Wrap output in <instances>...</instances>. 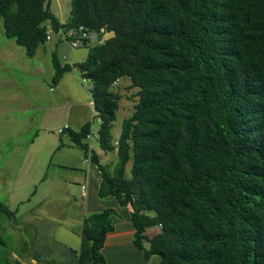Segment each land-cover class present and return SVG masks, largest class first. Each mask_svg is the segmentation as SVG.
<instances>
[{"label": "trees", "instance_id": "16d2710c", "mask_svg": "<svg viewBox=\"0 0 264 264\" xmlns=\"http://www.w3.org/2000/svg\"><path fill=\"white\" fill-rule=\"evenodd\" d=\"M0 20L28 57L58 30L112 32L76 64L53 54V80L73 68L91 79L98 146L115 152L109 169L92 151L98 194L129 206L144 256L264 264V0H70L64 22L51 0H0ZM124 77L136 100L115 137L121 96L113 86ZM89 124L69 131L85 156ZM112 210L84 218L69 264H107L101 248ZM11 214L0 201V226Z\"/></svg>", "mask_w": 264, "mask_h": 264}, {"label": "crops", "instance_id": "0c3cea01", "mask_svg": "<svg viewBox=\"0 0 264 264\" xmlns=\"http://www.w3.org/2000/svg\"><path fill=\"white\" fill-rule=\"evenodd\" d=\"M49 41H53V49L46 52L50 58L55 52L61 63H67L70 55L65 42L56 37ZM39 53L40 47L35 55ZM50 77L53 78L52 66ZM74 78L71 71L63 73L57 87L49 88L52 94L49 103H44L46 99L41 97L30 98L27 93H18L19 88H15L14 96L0 97V129L26 131L30 122L36 123L28 142L14 141L11 147L4 148V154L0 153V167L17 168V173L9 171L11 185H7L4 200L13 214L0 226L1 235L10 240L7 231L14 230L20 240L11 243L10 263L69 264L72 260L70 251L77 252L80 247L84 218L111 208L115 213L113 229L106 234L101 248L106 263L159 264L157 255L144 256L134 244L129 206L121 207L112 195L99 196L101 174L98 164L93 160L84 162L83 148L69 135V131L79 132L89 122L86 99L71 89L75 88L71 84ZM6 99L13 102L6 104ZM64 125H68V130L57 133ZM93 151L102 165L111 156L100 149ZM82 184H85L84 194L81 193ZM156 228L151 235L145 232L146 236L151 238L158 233L160 227ZM148 245L149 241H144L143 246L148 248Z\"/></svg>", "mask_w": 264, "mask_h": 264}, {"label": "rangeland", "instance_id": "374dc122", "mask_svg": "<svg viewBox=\"0 0 264 264\" xmlns=\"http://www.w3.org/2000/svg\"><path fill=\"white\" fill-rule=\"evenodd\" d=\"M69 9L70 0H51V10L56 14L59 20L67 19ZM1 23L2 22L0 20V97L14 96L16 95L15 88H19L18 93H27L30 98L41 97L46 99L44 103H49L50 96L52 95L51 91H49V88L55 89L57 87L56 85L58 82L56 79L54 81L53 78L50 77L52 59L50 58L49 54L46 53L48 52V50L53 49V41L47 40L44 44H42L40 46L39 55L37 54L33 57H28L22 47L16 45L13 39L8 38L4 35ZM64 42L66 51L70 55V58H68L69 60H66L68 64H76L77 62L82 61L84 59L83 57L87 54L89 50V44L81 45L77 48H72L68 41ZM54 55L57 59H59L57 53L54 52ZM71 72H73V74L75 75V81L71 82V84L75 86V88L71 89L77 90L79 96L84 97L86 99L85 105L86 110L89 114V125L93 124L92 137L88 140V145H90L94 150L98 151L99 124L96 121L98 116L95 114V110H92V106L89 105V101H91V104L93 103L91 90L89 89V86L92 85V81L90 78H88L85 82H83L82 76L76 68H73ZM45 75L46 79L44 80L43 77ZM129 81V77H124L120 79L117 85L113 86V89L115 91H118L121 96L118 101L116 120L114 121V130L112 131L115 137H117L119 134L122 119L128 116L134 109V102L136 100V96H134V94L136 88L128 87ZM12 102L13 101L11 100H5L6 104H11ZM35 125L36 123L34 121H32V123L30 122L26 131L24 129L12 130V128H6L7 130L5 128L0 129V145L2 148L0 153L4 154V148L6 146L11 147L14 141L28 142L32 130L35 128ZM23 132H25V134H23ZM109 154H111V156H109V159L103 165L105 168H107L108 166L109 169H111L112 165L110 164L115 160V152L107 153V155ZM130 166L131 162H128L126 166L127 173ZM16 170L17 168L14 167H0V201H2V203H4L5 200V192L7 189V185H11V182L9 181V171L17 173ZM13 182L15 183L16 181L13 180ZM114 215V210H112V213L110 215L112 224ZM6 218L7 217L2 216L1 222L3 223V220L5 221ZM50 226L54 225L50 224ZM147 229L148 230H146L145 232H147V234L149 235L157 231L156 227H151L150 229ZM7 234L11 237L10 240L0 234V238L3 244L2 246L0 241V264H6L4 262L5 260L9 261V263L11 262V243H17L20 241L15 235L16 231L8 229Z\"/></svg>", "mask_w": 264, "mask_h": 264}, {"label": "built area", "instance_id": "2783aa9c", "mask_svg": "<svg viewBox=\"0 0 264 264\" xmlns=\"http://www.w3.org/2000/svg\"><path fill=\"white\" fill-rule=\"evenodd\" d=\"M55 36H57L60 40L62 41H68L70 46L72 48H77L83 44H97V43H102L104 42L108 37L112 35L111 31H108L105 27H101L98 30H88L86 29L83 25H80L78 28L74 29H69L66 31L63 30H58V32L54 33ZM46 40H51V34H47ZM88 79V77H83L82 76V81L85 82ZM113 82V84H115ZM89 89H93V85L89 86ZM92 110L93 108V103L91 104ZM97 123H101V119L97 117L96 119ZM92 127L93 124L89 126V131L86 134V140L88 141L92 137ZM68 129V125H64L61 128L57 129V133H63L65 130ZM115 144H117V141H115ZM93 148L88 145L87 150H86V156L84 158V162H90L91 161V155H92ZM81 193H85V184L81 185Z\"/></svg>", "mask_w": 264, "mask_h": 264}]
</instances>
